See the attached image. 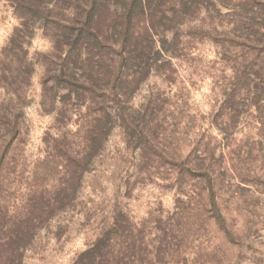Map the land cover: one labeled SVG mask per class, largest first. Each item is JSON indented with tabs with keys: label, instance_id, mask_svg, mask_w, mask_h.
Listing matches in <instances>:
<instances>
[{
	"label": "rangeland",
	"instance_id": "374dc122",
	"mask_svg": "<svg viewBox=\"0 0 264 264\" xmlns=\"http://www.w3.org/2000/svg\"><path fill=\"white\" fill-rule=\"evenodd\" d=\"M229 12L210 13L213 35L188 24L178 55L164 54L169 66L126 103L152 110L145 134L113 126L74 197L37 229L21 264H74L99 238L97 260L109 264H264V36L223 34L232 29ZM17 25L9 0H0V52ZM24 46L35 76L19 114L20 141H6L0 125V145L7 144L0 198L9 212L31 186L58 180L63 157L49 154L62 126L37 95V54L49 40L35 28ZM7 97L0 87V102Z\"/></svg>",
	"mask_w": 264,
	"mask_h": 264
},
{
	"label": "trees",
	"instance_id": "16d2710c",
	"mask_svg": "<svg viewBox=\"0 0 264 264\" xmlns=\"http://www.w3.org/2000/svg\"><path fill=\"white\" fill-rule=\"evenodd\" d=\"M9 2L18 25L0 52V87L8 96L0 102L2 132L6 141H20L19 114L32 96L35 76L24 42L35 28L50 43L48 51L37 54L39 106L45 113L54 112L55 123L62 126L49 148V154L63 156L58 180L31 186L25 200L11 212L0 198V264H21L24 248L37 229L74 197L89 160L113 126L117 124L125 133L145 134L143 119L152 117V110L143 106L128 110L126 103L152 73L169 66L164 54L178 55L188 24L197 21V28L213 35L215 20L210 13L220 14L226 7L232 29L223 34L264 36V0ZM71 122L76 124L74 131L67 128ZM205 169L212 168L208 164ZM2 171L0 191L5 181ZM209 176L207 172L210 184ZM142 230L143 226L136 229ZM101 242L99 238L80 253L74 264H109L107 259L97 260Z\"/></svg>",
	"mask_w": 264,
	"mask_h": 264
}]
</instances>
